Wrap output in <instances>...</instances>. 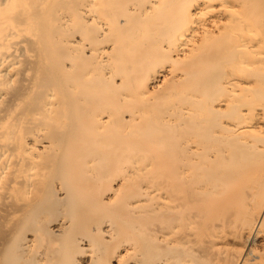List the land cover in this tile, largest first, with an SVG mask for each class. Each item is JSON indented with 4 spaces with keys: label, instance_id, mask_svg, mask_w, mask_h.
Wrapping results in <instances>:
<instances>
[{
    "label": "bare ground",
    "instance_id": "1",
    "mask_svg": "<svg viewBox=\"0 0 264 264\" xmlns=\"http://www.w3.org/2000/svg\"><path fill=\"white\" fill-rule=\"evenodd\" d=\"M0 264H264V0H0Z\"/></svg>",
    "mask_w": 264,
    "mask_h": 264
}]
</instances>
